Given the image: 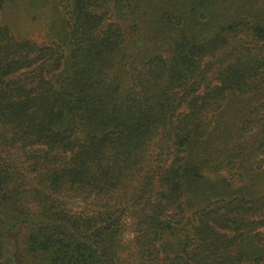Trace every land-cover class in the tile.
<instances>
[{"label":"trees","instance_id":"trees-1","mask_svg":"<svg viewBox=\"0 0 264 264\" xmlns=\"http://www.w3.org/2000/svg\"><path fill=\"white\" fill-rule=\"evenodd\" d=\"M7 2L0 264H264L263 191L237 184L264 162V0L173 42L142 0H58L43 44Z\"/></svg>","mask_w":264,"mask_h":264},{"label":"rangeland","instance_id":"rangeland-1","mask_svg":"<svg viewBox=\"0 0 264 264\" xmlns=\"http://www.w3.org/2000/svg\"><path fill=\"white\" fill-rule=\"evenodd\" d=\"M54 1L58 0H8L1 14L2 19L12 26L18 39H31L40 44L51 43L54 37L59 34L60 22L67 11L65 7H61L62 15L56 13L53 9ZM240 2L242 0H142L140 13L142 20H151L160 8L169 11L172 18L165 25L164 31L170 36L172 42L177 39L181 29H185L186 25L191 33L204 40L215 33L218 25L233 18L239 8L237 3L240 4ZM190 9L197 10V21L188 19ZM180 18L183 23L180 22ZM166 42L167 40L164 41V45ZM261 164L262 167L247 169L255 172L245 174L237 183L244 186V193L248 196L255 197L264 194V162ZM220 173L228 175L226 170ZM206 175L209 178L217 176L212 172H207ZM258 191L263 192L255 195ZM214 199H203L200 200V203L204 204ZM190 215L189 217H191ZM187 227L189 229L190 226ZM180 233L183 232L176 233V236H179ZM127 235L131 236L129 232Z\"/></svg>","mask_w":264,"mask_h":264}]
</instances>
